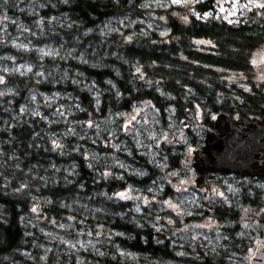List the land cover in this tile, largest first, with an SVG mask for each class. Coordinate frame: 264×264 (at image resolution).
I'll return each instance as SVG.
<instances>
[{"label": "trees", "instance_id": "1", "mask_svg": "<svg viewBox=\"0 0 264 264\" xmlns=\"http://www.w3.org/2000/svg\"><path fill=\"white\" fill-rule=\"evenodd\" d=\"M41 2L35 10L41 11L43 18L62 20L47 33L35 30L26 38L31 49L25 50L13 46L10 36L2 38L1 31L5 26H9L6 31H13L18 10L27 6L22 0H0V55L9 58L12 70L3 77L11 93L0 94V264H164L175 259L194 263L192 258L177 256L168 237L170 231L161 234L153 230L146 222L148 214L137 213L131 203L115 195L126 189L122 179H108L107 172L92 167L89 159L78 153L68 159L60 155L49 137L42 138L46 129L31 110H20L29 105L32 93L58 91L72 96L77 92L84 109L99 117L108 111L131 110L135 102L147 99L163 111L174 107L178 118L198 106L231 117L234 113L247 119L264 117V78H259L252 63V52L264 43V21L254 26L233 25L193 15L184 22L168 14L169 42L155 32H143L127 42L117 33L103 36L99 29L110 19L139 13L140 0ZM210 9V2L197 5L200 13ZM199 38L210 39L213 45L199 48L193 41ZM65 43L74 48L69 59L62 54L49 57L38 53L39 47H62ZM21 62L31 63L34 69L28 73L13 70ZM139 67L141 76L134 73ZM224 68L246 75L250 89L222 79L219 70ZM66 70L78 72L77 78H87L102 89L89 92L83 83L76 89L70 84L72 78L65 88L59 76ZM81 115L78 119L88 117L86 112ZM206 123L214 127L210 117ZM68 163L71 174L66 171ZM150 179L141 184L147 185ZM243 203L264 207L259 198H244ZM228 211L217 217L224 222L237 221L243 212ZM67 215L86 222L92 230H108L99 250H63L57 242L47 245L51 235L46 234L48 224L42 216L64 219ZM263 228L264 213L256 225L259 235ZM248 232L252 235L244 237L237 229L234 238H226L219 249L204 250L203 264H231L237 255L243 256L256 244V231ZM45 244L47 247L41 248Z\"/></svg>", "mask_w": 264, "mask_h": 264}, {"label": "rangeland", "instance_id": "2", "mask_svg": "<svg viewBox=\"0 0 264 264\" xmlns=\"http://www.w3.org/2000/svg\"><path fill=\"white\" fill-rule=\"evenodd\" d=\"M206 2H210L212 9L204 13L198 12L197 5ZM22 3L27 7L18 10L13 31H6L9 26H5L1 36L4 39L10 36L13 46L28 50L31 47L26 44V38H31L32 33L38 29L47 33L54 25H59L58 22L62 19L43 18L41 11L35 10L37 4L43 3L41 0H22ZM138 8L139 13L133 17L110 19L100 27L99 33L103 36L117 33L119 38L130 42L143 32H155L164 42H169L171 29L168 27V14H173L184 22H188L193 15L233 25L254 26L264 21V0H140ZM193 41L197 47L203 49L213 45L207 38ZM38 53L49 57L62 54L69 59L74 55V48L66 46V43L62 47L49 45L39 47ZM252 63L255 73H258L259 78H264V43L252 52ZM10 67L9 58L0 55L2 95L11 93L3 79L4 74L12 72ZM33 69L34 65L31 63L21 62L13 70L28 73ZM219 71L223 74L221 78L228 80L229 84H238L244 90L250 89L246 75L226 68ZM41 73L46 74L45 71ZM134 73L141 76L143 70L139 67L134 69ZM78 75V72L66 70L59 77L65 88L73 84L78 89L77 86L83 83L89 92L98 93L102 89L87 78H77ZM70 78L72 82L69 84L67 81ZM76 93L74 92V96L69 92L63 94L58 91L40 95L32 93L29 105L22 107L20 111L28 108L31 110L40 126L46 129L42 138L49 137L54 150H59L60 155L68 159L73 153H78L89 159L92 167L102 168L103 174L107 172L108 179H122L126 183V189L119 193V198L131 200L130 203L132 202L137 213L148 214L146 222L150 223L153 230L161 234H165V230L170 231L168 237L172 239V247L177 248V256L194 259V263L175 259L164 264H203L204 259L201 256L204 250L219 249L226 243V238L230 241L234 238L237 229L243 232L244 237L251 234L247 231H256L253 236L256 244L243 256L237 255L233 261H229H232L231 264H250L255 251L264 247V228L261 235L256 229L264 207L246 205L243 200L259 198L264 201V177L214 175L211 203L216 205V209L213 210L206 206L202 192L195 185L198 174L188 164L193 161V151L203 147L207 130L213 129L206 123L207 118L214 121L218 113H210L209 109L198 106L185 117L178 118L174 107L163 111L158 104L147 99L135 102L131 110L108 111L104 117H99L97 113L84 109ZM97 96L99 95L96 94L95 97ZM83 112L88 117L78 119ZM233 116L239 117V114L234 113ZM127 124L134 127L133 134L126 132ZM66 166V171L71 174L72 170H68L70 163ZM129 178L134 180L130 181ZM148 178L151 179L147 185H142ZM166 190L176 193L171 197H163ZM102 196L108 198L105 193ZM147 199H150L149 203ZM231 209L239 212L246 210L250 219L245 220L243 215L237 221L224 222L217 217L218 213L227 214ZM36 218L39 222L42 219L47 221L45 229L49 231L46 234L51 235L47 245L52 246L57 242L63 250H99L110 234L103 227L92 230L90 225L77 220L73 215H67L64 219L53 216L49 219L43 216L42 219ZM39 225L42 226L41 223ZM121 252L125 254L124 251ZM193 252L196 253L192 255ZM133 257L135 255L132 254Z\"/></svg>", "mask_w": 264, "mask_h": 264}, {"label": "water", "instance_id": "3", "mask_svg": "<svg viewBox=\"0 0 264 264\" xmlns=\"http://www.w3.org/2000/svg\"><path fill=\"white\" fill-rule=\"evenodd\" d=\"M214 127L207 130L203 147L193 151L191 163L198 174L195 185L205 190L209 208L215 174L264 177V117L235 118L222 112L215 117ZM126 131L132 134L134 128L127 126ZM251 264H264V247L256 250Z\"/></svg>", "mask_w": 264, "mask_h": 264}, {"label": "flooded vegetation", "instance_id": "4", "mask_svg": "<svg viewBox=\"0 0 264 264\" xmlns=\"http://www.w3.org/2000/svg\"><path fill=\"white\" fill-rule=\"evenodd\" d=\"M261 117H259V119H260ZM127 126H131V127H133L131 124H127L126 125V127H125V130L127 129ZM134 128V127H133ZM213 129H215V127H213ZM133 134V133H132ZM192 161H190L188 164L190 165V166H192ZM192 173H194V171H192ZM107 178H109V175H107ZM130 179V178H129ZM211 186H212V184H211ZM167 189H171V188H167ZM201 192H202V195H203V197L205 198V195H204V193H205V190L204 189H200V188H198ZM175 191H172V190H166L165 192H164V194H163V197H171V196H174L175 195ZM211 193H212V187H211ZM115 195H119L118 193H115ZM117 197V196H116ZM119 198V197H118ZM119 199H121L122 201H124V202H127V203H129L130 204V201L131 200H127V201H125V200H123V198L122 197H120ZM129 201V202H128ZM150 202V199H147V203H149ZM211 202H213V195H212V200H211ZM210 202V204H211V206H212V208H210V209H213V210H215L216 209V205L215 204H212ZM131 204H132V202H131ZM206 206L208 207V204L206 203ZM209 208V207H208ZM144 210H147L146 208H144ZM243 214H244V217H243ZM250 215V214H249ZM249 215H247L246 213H241L239 216L240 217H243V218H245V220H247V219H250V216Z\"/></svg>", "mask_w": 264, "mask_h": 264}]
</instances>
